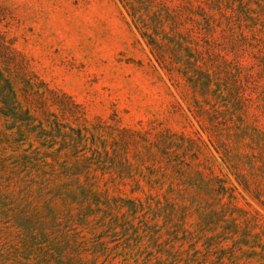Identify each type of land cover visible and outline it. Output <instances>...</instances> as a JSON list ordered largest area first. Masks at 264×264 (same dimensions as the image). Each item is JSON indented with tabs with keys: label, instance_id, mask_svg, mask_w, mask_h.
<instances>
[{
	"label": "rangeland",
	"instance_id": "1",
	"mask_svg": "<svg viewBox=\"0 0 264 264\" xmlns=\"http://www.w3.org/2000/svg\"><path fill=\"white\" fill-rule=\"evenodd\" d=\"M0 264H264V0H0Z\"/></svg>",
	"mask_w": 264,
	"mask_h": 264
}]
</instances>
